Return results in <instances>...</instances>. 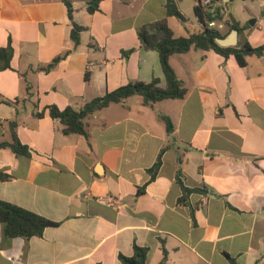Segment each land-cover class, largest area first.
<instances>
[{"label": "crops", "instance_id": "0c3cea01", "mask_svg": "<svg viewBox=\"0 0 264 264\" xmlns=\"http://www.w3.org/2000/svg\"><path fill=\"white\" fill-rule=\"evenodd\" d=\"M69 1L87 28L78 46L62 0H0V50L14 51L0 68V98L10 103H0V141L16 120L30 151L0 150L9 176L0 200L57 223L29 240L0 226V264H123L136 246L146 264H264V55L245 65L213 50L173 55L184 99L145 106L134 96L89 117V137L66 135L50 107L79 110L134 81L166 85L159 54L138 38L167 17L166 0H102L94 13L91 0ZM175 1L186 18H167L175 36L198 32L197 0L194 21ZM257 23L247 31L253 47L264 44L252 40L264 37ZM179 176L197 191L185 194Z\"/></svg>", "mask_w": 264, "mask_h": 264}, {"label": "trees", "instance_id": "16d2710c", "mask_svg": "<svg viewBox=\"0 0 264 264\" xmlns=\"http://www.w3.org/2000/svg\"><path fill=\"white\" fill-rule=\"evenodd\" d=\"M67 8L70 20L72 22L71 39L76 46L80 44L81 34L87 30L86 27L78 24L74 19V8L69 0H62ZM102 0H91L88 3V11L94 13ZM204 0H197L195 6V14L201 28L196 33H191L187 37H176L173 30L168 24V17H176L180 21L185 22L186 18L181 13L177 2L175 0H166L165 9L167 17L155 21L148 25L142 26L138 29V38L142 48L148 51H156L159 54L161 66L166 80V85L161 86V80L153 79L151 82L134 81L130 82L118 89L107 92L103 96L96 97L88 101L81 109L76 110L72 107H67L60 110L57 107H50V116L54 119L60 120L63 125V132L66 135L79 134L89 137L87 131L86 120L96 113L108 108L113 104H122L127 99L134 96H141L143 105L153 106L155 103L168 99H184L187 95V88L184 83L177 77L176 72L170 64V58L176 54H185L191 50L210 51L213 50L225 57L235 56L240 65H245V59L249 56L262 57L264 55V44L253 47L249 43L248 30L253 29L249 23L239 26V42L236 46L221 47L217 44V38H225L227 36L222 34L215 27H209V22H217L224 20V14L218 11L216 14H208L203 11L202 2ZM216 0L215 2H218ZM246 1V0H244ZM229 32L232 31L233 25L229 21ZM14 51L11 45L0 50V68L2 70L10 68L11 60ZM62 59L56 58L53 63L47 67L39 68L40 71H49L53 69ZM8 103L0 98V103ZM42 114L36 113V116ZM164 121L168 134L174 131V125L170 118L160 115ZM17 121H9L11 132V139L8 141H0L1 149H10L17 156H29V148L22 144L19 140L16 128ZM161 166V156H159L156 164L151 170L152 178L155 177ZM181 175V170H179ZM9 176L0 171V180H7ZM179 184L183 187L184 193L196 192V189H188L184 187L183 182L179 176ZM0 226L3 234L7 238L21 237L29 240L33 237H40L44 230L48 227L57 226V223L52 222L34 212L26 210L17 205L0 200ZM148 251L145 248L136 246L134 255L132 257H120L123 264H146ZM166 262V256L162 264ZM232 264H236L232 262Z\"/></svg>", "mask_w": 264, "mask_h": 264}, {"label": "rangeland", "instance_id": "374dc122", "mask_svg": "<svg viewBox=\"0 0 264 264\" xmlns=\"http://www.w3.org/2000/svg\"><path fill=\"white\" fill-rule=\"evenodd\" d=\"M194 5L195 0H184L181 5L185 13L192 21H194ZM218 5L223 7L225 10L224 20L217 21L215 26V28L220 32L226 33L229 29L228 22L230 21L231 15L242 26L249 23L250 20L256 19L258 22L257 26H261L264 29V0H219ZM188 29L192 31V24H188ZM252 40L254 43L262 44L264 42V37L255 40L253 36Z\"/></svg>", "mask_w": 264, "mask_h": 264}, {"label": "water", "instance_id": "95a60500", "mask_svg": "<svg viewBox=\"0 0 264 264\" xmlns=\"http://www.w3.org/2000/svg\"><path fill=\"white\" fill-rule=\"evenodd\" d=\"M225 1H229V0H225ZM230 22L231 25H233V29L232 31L229 33V35H227L225 38H217L216 42L218 45H220L221 47H232V46H236L239 42V26L240 24L234 19V17L231 15L230 16ZM257 20L256 19H252L250 20L249 24L251 27H254L256 25Z\"/></svg>", "mask_w": 264, "mask_h": 264}, {"label": "built area", "instance_id": "2783aa9c", "mask_svg": "<svg viewBox=\"0 0 264 264\" xmlns=\"http://www.w3.org/2000/svg\"><path fill=\"white\" fill-rule=\"evenodd\" d=\"M216 0H204L202 2L203 11L208 14H216L218 11H220L221 14H225V10L223 7L218 5V2H215ZM209 27H215L216 22H209Z\"/></svg>", "mask_w": 264, "mask_h": 264}]
</instances>
